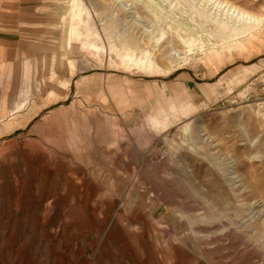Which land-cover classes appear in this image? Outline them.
Returning a JSON list of instances; mask_svg holds the SVG:
<instances>
[{
    "label": "rangeland",
    "instance_id": "374dc122",
    "mask_svg": "<svg viewBox=\"0 0 264 264\" xmlns=\"http://www.w3.org/2000/svg\"><path fill=\"white\" fill-rule=\"evenodd\" d=\"M225 1L227 44L204 0H0V264H264V0Z\"/></svg>",
    "mask_w": 264,
    "mask_h": 264
},
{
    "label": "bare ground",
    "instance_id": "6f19581e",
    "mask_svg": "<svg viewBox=\"0 0 264 264\" xmlns=\"http://www.w3.org/2000/svg\"><path fill=\"white\" fill-rule=\"evenodd\" d=\"M204 1L211 4L212 6H214L215 9H220L221 11L225 12L227 15H229L230 19H234V21L232 20L233 22L230 20L223 22L220 19L215 18V16H210L207 12L203 11L202 9H201V11L197 8L194 10V13L202 19V21L199 23L200 26H202L203 23L213 22V25H211L210 29L208 30V34L211 37L218 38V40L223 42V44H227L229 41H233V39L235 37H238L240 35H242V36L245 35L246 33H248L253 28V24H255L257 22V19H255L252 14L245 12L244 10H241L240 8L234 6L233 4H231L225 0H204ZM78 5H75V8L74 7H72V8H74V10H75L77 8L76 6H78ZM81 6H82V4H81ZM78 7H80V6H78ZM82 8H83V6H82ZM211 8H213V7H211ZM76 11H77V9H76ZM80 13L82 14V12H80ZM225 20H227V19H225ZM177 22H178V27H180V29L184 30V37L182 38V41H184L185 43H191L192 44V42L194 41L193 40V32L195 33V32H197V30L190 28L188 23L183 21V20H178ZM209 35H206V36H209ZM245 38H246V36H245ZM203 39H204V41L207 42V44L209 42H211L206 37ZM238 40H240V39H238ZM144 55L146 56V54H144ZM139 60H141V58ZM147 60H149V59H147ZM148 62L150 63V61H148ZM151 64H152V62H151ZM143 66H144V64H143ZM146 66H147V64H146ZM148 67H149V64H148ZM198 127L201 128L202 124L200 123L198 125Z\"/></svg>",
    "mask_w": 264,
    "mask_h": 264
}]
</instances>
